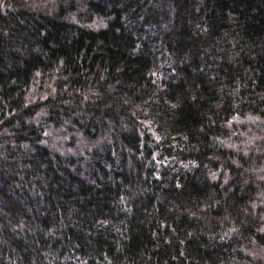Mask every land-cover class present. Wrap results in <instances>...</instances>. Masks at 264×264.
<instances>
[{"label":"trees","instance_id":"obj_1","mask_svg":"<svg viewBox=\"0 0 264 264\" xmlns=\"http://www.w3.org/2000/svg\"><path fill=\"white\" fill-rule=\"evenodd\" d=\"M0 264H264V0H0Z\"/></svg>","mask_w":264,"mask_h":264}]
</instances>
